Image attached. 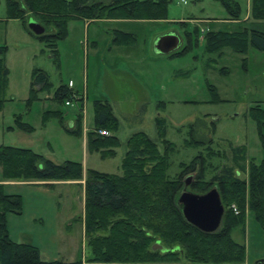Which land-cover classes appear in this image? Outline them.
Listing matches in <instances>:
<instances>
[{
  "label": "rangeland",
  "instance_id": "374dc122",
  "mask_svg": "<svg viewBox=\"0 0 264 264\" xmlns=\"http://www.w3.org/2000/svg\"><path fill=\"white\" fill-rule=\"evenodd\" d=\"M102 1L107 4L110 0H89V3ZM237 1L241 7L239 20H244L251 7L250 0ZM31 20L37 21L30 17L25 24L10 18L7 0H0V47L6 49L4 59L10 72V101L0 111V147L30 149L56 164L80 162L84 183L89 170L122 175L126 143L139 132L158 142L160 153L167 155L170 164L167 174L171 179L181 175L186 180L200 171L209 181L230 169L240 173L239 179L248 180L251 162H264L260 130L251 117V109L264 107V51L250 47L246 55L231 49L207 54V34L237 31L240 27L228 20L219 1L172 0L165 19L133 20L141 23L117 25L100 19L87 20L88 23L72 20L66 38L59 43L58 56L54 55L53 47L49 49L30 32ZM249 26L250 22L243 24L241 30L250 29ZM125 27L134 35L113 32ZM122 34L127 39L134 36L135 47L128 44L132 47L129 50L121 48V52L109 55L107 48ZM167 34L179 37L180 48L175 53L158 54L155 42ZM36 69L47 73L52 87L34 99L31 81ZM70 81L75 85L69 88L81 101H73V106H66V101H53L58 87L69 86ZM97 100H107L119 121L120 146L114 156L92 153L88 147V133L96 125ZM47 111L63 112L66 126L71 128L80 115L81 133L69 134L57 119L45 123ZM18 118L33 131L20 129ZM158 122L165 132L161 139ZM108 132L110 136L114 133ZM203 157L205 166L194 164ZM187 190L197 194L191 187ZM232 208L235 214L240 213L235 205ZM245 219L246 231L239 228L233 239L246 247L243 264H256L264 260V219L259 221L248 208ZM93 258L85 227L84 239L80 235L78 262L104 264L94 262ZM136 264L205 263H192L182 256L179 261L163 259Z\"/></svg>",
  "mask_w": 264,
  "mask_h": 264
},
{
  "label": "trees",
  "instance_id": "16d2710c",
  "mask_svg": "<svg viewBox=\"0 0 264 264\" xmlns=\"http://www.w3.org/2000/svg\"><path fill=\"white\" fill-rule=\"evenodd\" d=\"M225 8L229 20H239L241 7L237 0H217ZM172 0H110L109 3L89 0H7L10 18L23 21L34 18L45 32L35 35L46 47L54 48L58 56L59 43L68 34L69 22L81 20H160L166 18ZM253 20L264 22V0H251ZM129 37V36H128ZM120 38V39H119ZM135 41L134 36H116L115 42ZM250 47L264 51V33L243 29L235 32L219 31L206 36L208 55L226 49L246 55ZM6 49L0 47V111L8 99L9 70L4 55ZM221 54V53H219ZM52 87L49 76L36 69L31 81L32 98H38L41 91ZM74 91L68 85H60L55 91L53 101L63 103L72 100ZM96 125L88 133V147L93 153L116 154L120 146L118 118L108 101L94 103ZM251 117L258 124L264 145V107L251 109ZM57 119L66 132L79 135L82 131V117L75 120V127L66 126L63 112L47 111L44 122ZM18 127L26 132L33 128L17 119ZM114 131L111 136H102L96 130ZM165 135L158 122V137ZM127 151L122 161V175L89 170L85 178V227L88 244L92 249L94 262L104 264L147 263L158 260H181L205 264H243L246 247L233 239L239 228L246 231V208L252 211L259 221L264 219V162L250 164L248 180H241L240 173L226 169L225 173L206 180L197 172L191 177L188 187L197 194H206L215 188L220 193L226 212L222 225L214 233H206L189 223L182 212L179 196L185 189L186 180L180 175L171 179L167 174L169 162L167 155L159 151L158 142L146 133L139 132L127 141ZM197 144H203L197 142ZM238 157V156H237ZM194 163L206 165V159ZM243 160V157L242 159ZM0 166L5 181L41 182L51 188L54 183L77 181L84 178L80 162L67 161L56 164L41 154L12 146L0 147ZM194 171H196L194 166ZM192 170V172H194ZM203 172V170L201 169ZM238 176V177H237ZM235 205L239 214L232 208ZM23 201L20 195H8L0 184V264H66L62 261L45 260L39 249L14 242L8 232V214L21 215ZM160 242L168 249L163 253L154 251L153 246ZM80 264V262L71 263Z\"/></svg>",
  "mask_w": 264,
  "mask_h": 264
},
{
  "label": "crops",
  "instance_id": "0c3cea01",
  "mask_svg": "<svg viewBox=\"0 0 264 264\" xmlns=\"http://www.w3.org/2000/svg\"><path fill=\"white\" fill-rule=\"evenodd\" d=\"M249 3L251 6V0ZM229 21L240 24L237 31L241 30V25L250 22V29L264 33V22L252 20L251 7L244 20ZM105 22L117 25L141 23L133 20H105ZM113 32L132 34L126 27L115 28ZM135 43L134 40L128 41L127 44L113 41L107 48V53L114 55L116 52H121V48L129 50L132 47L127 45L135 47ZM125 53L128 54V51ZM83 181L57 182L53 187L48 188L44 186V183L4 181L1 177L0 184L4 186L5 192L8 195H20L23 201L21 215L8 214L7 216V227L11 239L17 243L38 248L47 261H62L66 264L78 262L80 235L83 239L85 237L86 193Z\"/></svg>",
  "mask_w": 264,
  "mask_h": 264
},
{
  "label": "water",
  "instance_id": "95a60500",
  "mask_svg": "<svg viewBox=\"0 0 264 264\" xmlns=\"http://www.w3.org/2000/svg\"><path fill=\"white\" fill-rule=\"evenodd\" d=\"M29 29L35 35H41L45 32L44 27L34 20L29 22ZM179 46V37L175 34H167L158 38L154 47L158 54H169L176 51ZM191 180V177H188L186 187L179 196L183 215L189 223L201 231L214 233L220 229L225 214L220 193L216 188L203 195L192 193L187 190ZM153 250H160L163 253L168 251L160 242L153 246ZM257 264H264V260L259 261Z\"/></svg>",
  "mask_w": 264,
  "mask_h": 264
},
{
  "label": "built area",
  "instance_id": "2783aa9c",
  "mask_svg": "<svg viewBox=\"0 0 264 264\" xmlns=\"http://www.w3.org/2000/svg\"><path fill=\"white\" fill-rule=\"evenodd\" d=\"M74 86V83L72 82V81H70L69 82V87L70 88H72ZM81 97H79V96H77L76 94H74L73 95V99L72 100H68V101H66V103H65V105L66 106H73L74 104H73V101H75V102H79V101H81ZM96 133L97 134H99V135H104V136H110V133L108 132V131H106V130H101V129H99V130H96Z\"/></svg>",
  "mask_w": 264,
  "mask_h": 264
}]
</instances>
